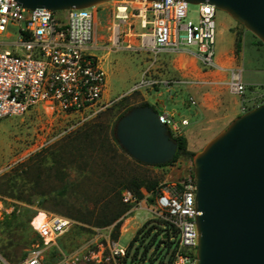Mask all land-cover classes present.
Wrapping results in <instances>:
<instances>
[{
	"label": "rangeland",
	"instance_id": "1",
	"mask_svg": "<svg viewBox=\"0 0 264 264\" xmlns=\"http://www.w3.org/2000/svg\"><path fill=\"white\" fill-rule=\"evenodd\" d=\"M198 19L199 7L189 6L186 21ZM97 20L103 46L112 19L99 14ZM215 22L214 67L202 62L195 47L157 54L145 49L94 51L107 75L103 100L94 108L65 115L37 107L0 120V264H21L33 252L41 253L44 264H169L176 242L172 235L170 249L163 242L167 221L153 211L150 193L117 222L119 232L116 224L98 228L83 220L95 222L130 176L159 188L195 172L187 157L163 168L135 163L115 142L118 119L127 109L144 103L159 114L173 115L178 135L197 154L237 117L264 104V45L223 11L217 10ZM9 31L15 36V29ZM238 36L242 45L237 55ZM233 73L247 86L244 96L230 91ZM208 130L212 133L204 134ZM40 213L71 220L47 248L30 224ZM114 244L126 250L124 256L114 255Z\"/></svg>",
	"mask_w": 264,
	"mask_h": 264
},
{
	"label": "built area",
	"instance_id": "2",
	"mask_svg": "<svg viewBox=\"0 0 264 264\" xmlns=\"http://www.w3.org/2000/svg\"><path fill=\"white\" fill-rule=\"evenodd\" d=\"M189 6L179 0H123L101 4L93 12L89 11L93 8L51 12L31 11L15 0H0V37L5 38L0 40V120L24 115L37 107L65 115L94 108L103 100L107 87L102 59L94 51L145 49L157 54L195 47L202 62L214 67L218 9L209 3L197 5L199 19L194 23L186 21ZM99 14L112 19L110 38L103 46L98 41ZM10 28L15 29V36ZM12 38L15 40L8 41ZM246 90L241 75L233 73L231 93L241 97ZM159 117L169 134L178 135L180 126L173 115ZM196 193L191 174L181 182L160 186L154 195L153 211L178 231L172 264L196 263ZM122 200L127 205H139L130 191L123 192ZM70 224L68 218L40 213L33 219L32 228L47 248L57 243ZM112 251L117 257L126 252L118 244ZM21 264L44 262L40 252H33Z\"/></svg>",
	"mask_w": 264,
	"mask_h": 264
},
{
	"label": "water",
	"instance_id": "3",
	"mask_svg": "<svg viewBox=\"0 0 264 264\" xmlns=\"http://www.w3.org/2000/svg\"><path fill=\"white\" fill-rule=\"evenodd\" d=\"M15 1L31 11L60 12L123 0ZM179 1L215 6L264 45V0ZM170 136L150 106L130 110L116 126L120 146L147 166L174 160L178 145ZM193 166L199 233L195 264H264V104L237 117L210 140L193 158Z\"/></svg>",
	"mask_w": 264,
	"mask_h": 264
},
{
	"label": "trees",
	"instance_id": "4",
	"mask_svg": "<svg viewBox=\"0 0 264 264\" xmlns=\"http://www.w3.org/2000/svg\"><path fill=\"white\" fill-rule=\"evenodd\" d=\"M259 44L263 45L260 41H259ZM241 45H242V39H241V36H238L236 39V44H235V49H236L237 55L240 52ZM143 106H150V105L143 103L139 107H143ZM135 108H137V107H135ZM132 109H134V108H129L126 111H124L120 115L118 121ZM170 135H171L170 137L177 143L178 151H177V154H176L174 160L171 163L166 164V165L157 166L159 168L171 166L174 163L178 162V160H180L181 158L187 157V158L192 160L196 155L193 152L188 150V140L185 136L174 135L172 133H170ZM115 142L119 143L117 138H115ZM134 162L141 164L135 160H134ZM157 189H158V186H156V185H149L144 180H140L139 178H137L135 176H130L128 179H126V180H124V182H122L121 190L118 193V196H116V198H114V196H113V198L111 200L107 201V203H104L105 205H103V208H102L101 212L99 213V216H97V219L95 222H93L92 220H83V222L85 224L93 225V226L98 227V228L110 227V226H113L114 224H116L115 229L117 232H119L121 222H119V223H117V222L130 209V207H133V205H127L123 202V200H122L123 192L124 191L132 192L134 194V196L136 197L137 202L142 201V199L144 198L143 191L148 192L151 194L150 203L152 205L154 203V195H155ZM30 222H31L30 224L32 226L33 219ZM167 227L168 228L163 233L167 237L165 238V241H163V240L162 241L168 246V249H170L173 246V244L176 242L174 244V251H173L171 258H170V261H169V264H172V262L174 260L175 252L177 251L178 231L174 227H172L169 223H167ZM171 235L175 239L174 243H171ZM39 238L40 237L38 236V239ZM115 239H117V237H115ZM39 244L43 247L41 239H39ZM130 247H132V246L130 245ZM128 253H129V250H128ZM2 256L5 259L9 258V256H7V255L5 256L2 254Z\"/></svg>",
	"mask_w": 264,
	"mask_h": 264
},
{
	"label": "crops",
	"instance_id": "5",
	"mask_svg": "<svg viewBox=\"0 0 264 264\" xmlns=\"http://www.w3.org/2000/svg\"><path fill=\"white\" fill-rule=\"evenodd\" d=\"M220 59H221V58H220ZM220 65H221V62H220ZM211 130H212V128H211ZM211 130H208V131H210V132H208V131H207V132H204V134H205V133H206V134H210V133H212ZM212 131H213V130H212ZM203 139H204V138H203Z\"/></svg>",
	"mask_w": 264,
	"mask_h": 264
}]
</instances>
